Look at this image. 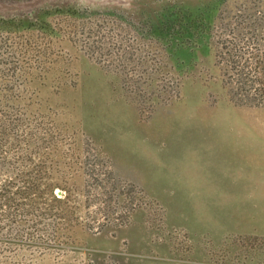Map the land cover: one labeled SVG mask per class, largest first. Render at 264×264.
Wrapping results in <instances>:
<instances>
[{
  "label": "rangeland",
  "instance_id": "rangeland-1",
  "mask_svg": "<svg viewBox=\"0 0 264 264\" xmlns=\"http://www.w3.org/2000/svg\"><path fill=\"white\" fill-rule=\"evenodd\" d=\"M0 264H264V0H0Z\"/></svg>",
  "mask_w": 264,
  "mask_h": 264
}]
</instances>
